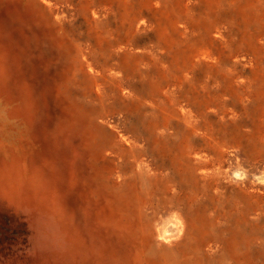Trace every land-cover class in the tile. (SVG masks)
I'll use <instances>...</instances> for the list:
<instances>
[{
	"label": "bare ground",
	"instance_id": "bare-ground-1",
	"mask_svg": "<svg viewBox=\"0 0 264 264\" xmlns=\"http://www.w3.org/2000/svg\"><path fill=\"white\" fill-rule=\"evenodd\" d=\"M7 27L21 41L45 36L82 74L84 93L63 88L53 95L60 113L56 142L68 149L56 163V147L32 126L35 104L19 76V55L3 39ZM172 49L179 65L202 68L204 77L228 66L229 83L247 102L264 79V0H0V99L20 97L10 115L23 119L30 146L40 147L28 148L31 164L0 151V195L19 201L25 190L26 206L47 231L23 264H264V159L255 154L264 147V124L258 148L243 141L242 130L241 137L222 140L221 126L201 119L209 106L193 110L181 79H165L161 54ZM102 55L109 62L101 65ZM142 57L158 66L160 78L147 79L151 87L179 93L172 96L173 114L148 122L158 138L152 152L130 125L133 113L154 102L135 98L129 77ZM67 75L75 80L74 72ZM107 84L130 101L128 108L107 106ZM173 119L182 124L176 138ZM77 128L81 138L67 143L66 133ZM0 226L3 236L1 220Z\"/></svg>",
	"mask_w": 264,
	"mask_h": 264
},
{
	"label": "rangeland",
	"instance_id": "rangeland-1",
	"mask_svg": "<svg viewBox=\"0 0 264 264\" xmlns=\"http://www.w3.org/2000/svg\"><path fill=\"white\" fill-rule=\"evenodd\" d=\"M143 38L145 37L142 35L137 36L138 41H142ZM3 39L5 42L8 43L10 49L12 51H15L19 55V76L20 78H23L25 85L28 91L30 92L31 100L35 104V113L33 114V117L31 119L32 126L34 128L39 129L40 133L42 134L41 138H45L47 142H50V144L56 147V152L52 153V158H54V162L56 163L62 153L67 154L68 149L61 144L59 145L58 141L56 142V139L58 137L57 128L60 124V113L56 105L57 101L53 97V95L58 91L63 92V88L68 89L70 92H74L78 95L84 93L85 88L81 82L82 74L78 71L77 66L70 61V58L64 53L54 48L48 42L47 38L43 35L41 37L31 35L28 36L25 41H21L16 39V35H14L10 31V28L7 27L4 30ZM174 51L176 50L172 49L170 51H165L161 54V60L165 62L167 66V70L164 73V77L168 81V83L171 84L174 83L175 80L181 79V93L184 92L186 100L193 110H203L205 107L209 106L208 111L204 112V115L201 119L203 121H210L211 123H215L216 125L221 126L220 130L222 132V136H220L222 137V140L229 141L231 137H241V133L239 132V130H242L243 141L254 143L258 148L257 132L260 131V128L264 124V93H262L264 92V79L258 81V83L254 85V88L252 87V94L247 102L240 101L239 99L241 98V94L243 93H241L237 87L229 83V76L231 75L228 72L226 73V69L229 68L228 66H217L215 67L213 73H209L208 71L207 76L204 77L205 73L202 68L197 67L194 71L188 72V69L186 67H184L182 64L179 65L178 59H176ZM171 58H173L174 60H171ZM45 61L46 65L44 64ZM105 61L107 63L109 62L108 60L104 59V56L100 57L99 63L101 65L102 63L104 64ZM156 68H158L157 65H155L153 62H149L147 58L142 57V60L139 62V64L129 72V77L132 79V85L135 90V98H153L154 100V102H152V105H144L142 108L140 107L139 111H136L130 116V125L133 126L132 128L133 130H135V133H137L143 138V140L147 144V151L150 152H152L151 145L153 141L158 138L148 131V122L150 120L152 121L151 118L154 114V116L156 117L160 114H173V109L176 107V105L174 101L175 99H173L172 96H174L175 98V96L179 94H171V90H173V87L170 88L169 93L167 91L166 93L159 94L158 91L155 90V86H150V81L160 78L159 72ZM68 70L75 73V80L69 78V76L67 75ZM147 79H150V81L148 82ZM66 80L68 83L65 82ZM205 84L207 85V87ZM54 88H56L55 91ZM106 89L107 91H109L110 94V102L107 101V106L109 108L122 110L130 106V101H124L123 99L117 96V93L114 92L112 85L107 84ZM218 91H222V93L219 94ZM220 95L221 98H219ZM19 98L20 97L18 95H13L11 96V99L9 101L0 99V119L2 117V121L0 120V151L2 152L4 150L9 149L10 151L15 152L17 155L21 156L22 162L23 164H25L27 162L30 163L28 156L31 153H34L30 152V149L28 148L30 147L40 150V147L38 145L34 147L30 146V143H33V140H31V136H29L28 134V127L24 123L23 119H21V117L18 115L16 117L10 115L9 111H11L13 107H15L21 101L19 100ZM210 109H214L218 113L230 110L233 111L236 116L234 118L223 117V119H216L214 116L209 114ZM3 112L7 113L8 115ZM10 117L11 120L9 119ZM260 121L262 122L260 123ZM18 122L21 125H19ZM171 128H173V132H175V137H165V141L172 142V139L176 138L177 136L179 137L182 134V124L179 123V121H177L176 119L172 120ZM81 136L82 134L80 132V129L77 128L71 130L70 132L66 133V138L68 139L67 143H71L72 141L78 140L81 138ZM255 154L257 157L264 159V147H259L258 149H255ZM241 155L242 154H240V157ZM22 193V196H20L19 201H12L9 196L8 200H6L7 197L4 198L2 195H0V220L4 222V225H6V228H1L2 230H4V238L0 235V244L2 243L0 245V264H23L28 249L33 245L36 246V242L40 240L42 234H45V232L47 233V231H45L46 228L42 226V221L44 219L39 213H33L30 209H28V207L26 206L27 201L25 198L26 191L23 190ZM11 205L20 206H18V208H16L15 210L12 208ZM9 220L12 221L10 222ZM6 222H9V224L7 225ZM243 228V232L247 233L245 227ZM11 235L13 238L11 237ZM15 237L18 239H16Z\"/></svg>",
	"mask_w": 264,
	"mask_h": 264
}]
</instances>
